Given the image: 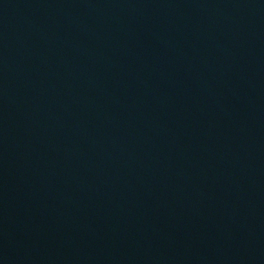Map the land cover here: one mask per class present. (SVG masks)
Wrapping results in <instances>:
<instances>
[{"label": "water", "instance_id": "1", "mask_svg": "<svg viewBox=\"0 0 264 264\" xmlns=\"http://www.w3.org/2000/svg\"><path fill=\"white\" fill-rule=\"evenodd\" d=\"M0 264H264V0H0Z\"/></svg>", "mask_w": 264, "mask_h": 264}]
</instances>
